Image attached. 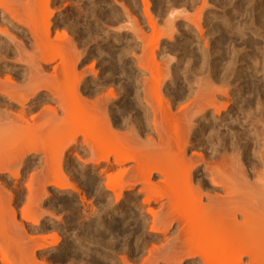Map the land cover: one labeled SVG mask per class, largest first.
I'll list each match as a JSON object with an SVG mask.
<instances>
[{"label": "bare ground", "instance_id": "1", "mask_svg": "<svg viewBox=\"0 0 264 264\" xmlns=\"http://www.w3.org/2000/svg\"><path fill=\"white\" fill-rule=\"evenodd\" d=\"M1 1L0 20L3 24L6 22V26L0 27V35L5 39V47L2 52L0 51L1 59L5 61L7 53H16L20 57L19 61H23L28 69L25 70L27 72L25 78L20 79L21 82L14 81L11 77L3 80L0 78V94L6 98L7 105L13 103L14 107L15 105L19 107L17 112L16 109L14 112L11 111L12 108L9 109L7 105L4 107L9 110L3 106L0 110V175L5 174L11 180H15L0 179V264H48L45 257L42 261H37L36 255L40 256L42 252L50 253L57 249L55 245L57 238L55 237L54 240L52 238L53 241L49 242L44 236L38 239L34 236L30 237V234L26 233L27 225L23 221L35 225L39 221L37 219H41L44 210H41L42 216L38 217L41 213L37 208L41 202L40 197L43 198L49 193L48 188L54 196L66 192H70V195L79 194L78 172L83 174L86 170L95 175L89 179L90 182L88 181L92 191L95 190L97 196L101 198L111 196L107 201L99 203L98 210L117 212L118 215L126 212L124 203L129 202L127 194L134 190L136 194L142 195V199L141 204L137 203L139 201H136V198L131 204L133 196L130 197V194L132 208L134 211L144 210L146 216H149L151 234L157 237L163 236L159 246L158 243L153 242L148 249L152 248L146 249L145 257L142 242L139 244L138 241L133 249L123 246L124 244L115 247L113 243L115 239L117 242V238L111 236L114 239L111 242L110 234L118 231V228H109L102 220H98L93 242L100 250L98 258L107 261V264H264V87L257 84L262 81L264 85V74L260 71L262 75L261 73L259 77L258 74L256 75L261 67L264 70V46H262L264 45V0H229V2L222 0L226 3L223 9L221 3H217L220 1L214 0L216 5L213 6H221L223 11L220 14L218 12V17L204 13L203 22L201 15L205 8L210 6L209 0H181V5L175 1L177 7L172 0L171 4L168 0L162 7H165L166 3L170 5H167L166 9L160 7L162 9L158 11L161 13L165 9L163 15L160 14L165 29L160 30L157 22L154 27L156 20L151 17L153 12L149 13L151 8L148 10L150 7L148 0H140L143 5L142 13L147 19H145L146 26L154 30L157 28L155 32L157 30L161 32L159 37L165 39L159 41L164 42V46L160 44L162 47L158 46L159 48H157L159 42L154 43L159 38H157L159 32L156 34L152 32L153 36L155 35L153 37L151 34L154 41L150 39L149 34H146L149 37L146 41V27H142L141 23L134 24L138 20H134L132 16H130L132 20L129 19L131 13H128L130 10L126 8L127 6L120 7L125 18L121 20L114 18L117 21L116 24L114 22L117 29L111 28L118 32L122 28L128 30L127 19H129L130 35L133 34L132 39L134 41L136 39L137 44L140 43L138 51L142 52L138 57L139 53L135 52V54L131 47H127L129 50L123 49L125 48L123 43V48L117 46L121 48L116 49L119 54L114 50L118 54L117 56L114 54L116 60L113 59L114 57L113 62L107 59L111 62L107 61L108 64H112V69L110 71L107 69L110 72L109 78L116 75L117 81L123 79L116 83L118 85L112 86L118 87L119 83L124 81L123 87H121L122 83L119 86L123 88L121 96L117 92L120 88L116 87L118 89L116 91L109 85L110 87L103 91L104 88L101 86L103 82L96 80L95 84L90 86V82L85 81L86 79L83 78L85 75L91 73L98 78V73L95 68L93 69L94 64L87 69H77L78 65L85 61L84 47L82 46L83 50L78 48L79 44L68 37L63 29L61 31L60 28H63L62 24L66 20L62 24H54L50 21L51 12L48 6L53 0ZM196 2L200 3L197 16L193 14L195 17L192 18V13H187L190 14L187 16V8L192 7ZM31 5L38 11H33ZM181 6H186V10L185 8L180 10ZM29 9L32 10V14ZM39 10L42 12L44 10L45 16ZM221 10L219 8V11ZM233 12L238 15L240 13V16L244 14L247 18L245 23L243 20V22L239 21L242 24L234 23L235 16L231 14ZM36 14H41V18L36 17ZM179 18L185 22L184 32L180 35L176 26ZM125 19L126 26L121 22ZM117 23L120 24V28ZM66 25H64L65 30L68 27ZM55 26H61L60 31L58 30L60 33L57 27L53 29ZM13 31L18 32L25 41H31L29 54L26 53L25 44L14 35ZM52 32H54L53 36ZM148 41H152L150 42L152 47L149 46ZM240 44L242 45V48H239L240 53L244 52L245 47L251 49L249 55L253 62L249 63L254 64L255 67L261 65L260 69H256L258 72H254L255 75L249 74L255 68L252 70L251 65H248L250 68L247 70H252L247 71L250 76L249 83H242L244 79H241L243 75H240L242 72L240 68H235V65L229 67L232 64L237 65L240 61L244 63L238 53ZM220 45L229 47L225 46L226 49H222ZM110 51L112 52V49ZM245 52L243 55L248 59L249 55ZM229 53L233 56V63L231 58V62L227 61L231 65L221 69L217 58L222 54L230 57ZM216 54L220 55L215 56ZM156 58L164 65L163 69L154 68L158 66ZM132 61L136 66L135 69L137 68L136 77L133 76L132 66H128ZM178 62L184 63V70L182 69L181 73L178 68L182 67L177 68ZM198 66L199 68L204 66L202 73L201 70L195 72L199 70ZM205 67H208V70ZM203 70L206 76L203 75ZM198 72L205 79L202 77L196 79L195 75L199 76ZM189 76L195 78L191 77L193 79L191 80ZM231 77L233 78L230 81ZM233 82L234 88L228 90ZM233 89L236 92L230 96ZM221 98L233 100V104L234 101L238 103L237 100L240 99L239 114L235 113L240 115V127L236 126L240 128V133L227 126L228 135L235 136L237 141L240 140V146H237L236 142H230L232 147L229 145L228 149L230 147L233 149L230 150V154L232 155L233 152V155L229 154L226 159L225 154L218 153L220 149L218 151L213 147V150L210 148L220 147L218 145L223 141L212 145L214 143L210 139L216 134L217 140H220L219 137L223 140L219 131L222 130L221 122L228 115L231 116L230 110L234 112V108L229 110L227 101ZM39 99L41 100L38 102ZM4 103L0 102V105ZM41 105L44 106L38 110ZM234 117H230L228 125L230 123L237 125L238 116L237 120ZM212 121H218L220 128L217 127L218 125L214 126L216 124L212 125ZM194 123L197 126L194 127ZM194 131H199L196 138H192L191 135ZM238 136L240 139L236 138ZM229 139H227L228 143ZM45 140L46 142L43 143ZM221 146L225 148V145ZM190 147L199 149L200 152H192L194 150L191 149L189 153ZM4 148L8 151L4 152ZM209 149H211V157L206 154ZM38 151L41 152L38 162L41 170L37 168L38 171L35 169L37 172L33 170L34 175H27L28 180L26 179L25 183L27 198H24L26 203L20 204L23 206L19 208L20 210H16L19 205L15 206L14 195L19 169L27 165L31 152L38 153ZM215 157L219 160L212 161ZM76 177L77 183L70 182V179L73 181ZM20 201L18 200L19 203L22 202ZM65 201L64 204L68 202ZM19 213L21 219L17 220ZM51 215L53 214L50 213L49 217ZM144 223L146 224L145 221ZM143 226L140 221L136 224L139 231ZM123 229L119 232L123 233ZM170 230H172V233H169L172 234L171 236L168 234ZM137 232L136 235L139 233ZM77 234L76 236H80V233ZM166 234L171 238H167ZM138 238H140L138 240L143 239V237ZM144 239L147 240L145 237ZM94 249L91 248L90 251ZM54 253L51 255H55ZM114 253H118V259L115 258ZM137 254L142 255V259L145 258L141 259L140 263H138L139 259H136ZM46 255L49 258V255ZM56 255L54 259L57 258V261L62 258ZM40 258L38 259L41 260ZM62 261L64 260L61 259V263L66 262ZM89 262L94 264L93 260Z\"/></svg>", "mask_w": 264, "mask_h": 264}, {"label": "rangeland", "instance_id": "2", "mask_svg": "<svg viewBox=\"0 0 264 264\" xmlns=\"http://www.w3.org/2000/svg\"><path fill=\"white\" fill-rule=\"evenodd\" d=\"M151 1V2H150ZM174 3H175V1H176V3L179 5V3H180V5L182 4L181 2V0H179L180 2H178L177 0H172ZM198 1V0H197ZM215 1H220V2H217L218 4H220L221 3V6H222V9H223V6L226 4V3H224V2H229V0H227V1H224V2H222V0H215ZM214 0H209V4H210V6H207V9H208V7H209V12H208V10L205 8V10L207 11H203L202 12V19H201V21L203 22V16L205 15L204 13H210L211 15H215V17H218V12H219V14H220V12H222L223 10H221V6H216L215 7V5H216V2H215ZM1 2H9V0H2ZM129 2V3H128ZM165 2H168V0L167 1H165V0H148V3H149V5L148 6H150L149 8H148V10L150 9V14H151V12H153L152 14H151V17H154L153 19L154 20H156V21H154L155 23H154V27H156L155 25H156V22H157V27L159 28V30L160 29H165V26H163L164 24H163V22H161V20L160 19H162L161 17H160V14L161 15H163V12H164V10L166 9V7H167V5H170L172 2H171V0H169V2L168 3H170V4H167L166 3V6L165 7H162V6H164V4H165ZM200 2V1H199ZM214 2V3H213ZM176 3H175V5H176ZM121 6H120V5ZM143 4V3H142ZM153 4V5H152ZM158 4V5H157ZM160 4H162V5H160ZM213 4H215L214 6H213ZM32 5H34L33 3H32ZM31 5V6H32ZM127 6L126 8L127 9H129L130 10V12L128 11V13H131L130 15H129V19H131L132 17L134 18V20H138V22L137 23H134V24H140V25H142V27H146L145 29H146V31H147V33L145 32V35L146 34H149L148 36L150 37V39L152 40V41H154L152 38L155 36H153V33L154 34H156L157 32H159L158 30L155 32V30L157 29H153V28H151L150 27V29H149V27H147L146 25L147 24H145V23H147L146 22V18H144V14L142 13V7H143V5H141V1L140 0H53L50 4H49V6H48V8H49V11L51 12V17H50V21L52 22V23H56V24H62L65 20L67 21H65L64 22V24H62L63 25V28H60V27H57V26H55V28H53V29H56V27H57V31L59 30L60 31V29H61V31H62V29L66 32L65 34L66 35H68V37H70L73 41H75L77 44H79L78 46V48H81L82 49V46L84 47V50H83V53L85 54V55H83V56H85V61L84 62H82V64H79L78 65V67H77V69L79 68V69H87V67L88 66H91V64H94L93 65V69L95 68V71H96V73H98V78H95L94 77V75H92L91 73H89V74H87V75H85V77H83V78H85L86 80L85 81H88V83H89V85L90 86H92L93 84H95L94 83V81H101V82H103L102 83V85L101 86H103L102 88H104L103 89V91L104 90H107V88L108 87H110V86H112V85H118V84H116V83H118L120 80H123V79H121L120 78V80H118L117 81V76L116 75H114V77H112V76H110V78H109V74H110V72H108V70L110 71L111 69H112V64H108V62H110V61H108L107 59H109V60H112L111 62H113L114 60H116L115 59V57L119 54L118 52L119 51H117V50H119V49H121V48H118L119 46L120 47H124L125 46V48H123V49H126L127 47H131V49H134L133 51H134V53L135 52H137V54H138V57H140V55H141V53L142 52H139L138 50H139V48L138 47H140L138 44H140V43H136L137 41H136V39H135V41H134V39H132V38H134V36H133V34L132 35H130L131 34V29L129 30V23H130V21H129V19H125V21L123 20V21H121L122 23L124 22H128V30H127V28H126V30H125V28H122V30L121 31H117V30H115V29H112L111 27H113V28H116L117 29V27H116V25L114 26V22H115V24H116V22L117 21H115L114 20V18H116V19H119L120 18V20L121 19H123V18H125V17H123L124 15H122V10H121V8L120 7H122V6ZM160 5V6H159ZM199 5H200V3L198 4V2H196L192 7H193V9H191L192 7H190V8H187L188 10H186V6H184V7H182L180 10H182V9H184V10H186V11H188V12H186V14L187 13H192L191 15H192V18H193V16L195 17V15L197 16V12H198V9H199ZM35 6V5H34ZM159 6V9L157 8ZM154 7V8H153ZM160 7H162V8H165V9H163L162 11L163 12H158L159 10L161 11V9H160ZM175 7H177V5L175 6ZM179 7V6H178ZM189 7V6H188ZM220 8V10L221 11H219V8ZM157 8V9H156ZM225 8H227V7H225ZM39 9V8H38ZM40 9L42 10V8L40 7ZM110 11H109V10ZM176 9V8H175ZM178 9V8H177ZM32 10L34 11L35 10V12H37L38 10L36 9V7H34L33 8V6H32ZM32 10L30 11V9H29V11L31 12V14H32ZM37 10V11H36ZM179 10V9H178ZM193 10V11H192ZM211 10V11H210ZM40 11V10H39ZM121 11V12H120ZM213 11V12H212ZM35 12H34V14H35ZM40 12H42V11H40ZM43 12H44V10H43ZM42 12V13H43ZM104 12V13H103ZM156 13V14H155ZM213 13V14H212ZM33 14V15H34ZM44 14V13H43ZM120 16H119V15ZM154 14H155V16H154ZM190 14H187V16H189ZM193 14H195V15H193ZM233 16H235L234 17V23H240V24H242V22L243 23H245V21L247 20V18H246V16L244 15V14H242L241 16H240V13H239V15L237 14V13H231ZM118 15V16H117ZM157 15V16H156ZM159 15V16H158ZM211 15H209V16H211ZM244 15V16H243ZM41 14H36V17H39V18H41ZM43 16H45V14L43 15ZM130 16H132L131 18H130ZM67 17V18H66ZM76 17V18H75ZM118 17V18H117ZM157 17V18H156ZM211 17H214V16H211ZM214 17V18H215ZM0 19H1V17H0ZM43 19H44V17H43ZM146 19V20H145ZM158 19H159V21H158ZM63 20V21H62ZM132 20V19H131ZM133 20V21H134ZM242 21V22H239V21ZM132 21V22H133ZM163 21V20H162ZM112 22V23H111ZM118 22L120 23V21L118 20ZM131 22V23H132ZM136 22V21H135ZM159 22V23H158ZM161 22V23H160ZM6 22H4V24L3 23H1V20H0V27H4V26H6V24H5ZM70 23V24H69ZM119 23H117V26H118V24ZM122 23H120V24H122ZM208 23H209V21H208ZM2 24V25H1ZM65 24H67L68 25V27H66L67 29L65 30ZM110 24V25H109ZM120 24H119V27L118 28H120ZM126 24L127 23H125L124 24V26H126ZM133 24V23H132ZM132 24H130V26L132 25ZM133 24V25H134ZM185 24V22L181 19L180 20V18L179 19H177V29H178V35H180L181 33H183L184 32V28H183V25ZM66 25V26H67ZM103 25V26H102ZM133 25L131 26V27H133ZM136 26V25H135ZM160 26H163L162 28L160 27ZM185 26V25H184ZM60 28V29H59ZM149 29V30H148ZM151 29H153V30H151ZM110 30V31H109ZM113 30V31H112ZM120 30V29H119ZM58 31V32H59ZM64 31L62 32V33H64ZM117 31V32H116ZM127 31V32H126ZM161 31H164V30H161ZM14 32V31H13ZM69 32V33H68ZM153 32V33H152ZM60 33V32H59ZM108 33V34H107ZM160 33L161 32H159V33H157L158 34V36H157V38L159 37V35H160ZM151 34H152V36H151ZM14 35H16V37L17 38H19L22 42H23V44H25L24 46H26V47H24V48H27V51H26V49H25V51H26V53H30L31 51H30V46H31V41L30 40H26L25 41V38L24 37H21V35L18 33V32H14ZM54 35V32H52V36ZM113 35V36H112ZM1 36V35H0ZM147 35H146V41H147V37H148ZM148 37V38H149ZM152 37V38H151ZM161 37H159L158 38V40H156V41H154V43L155 42H162V41H165V39H160ZM0 51L2 52L3 51V49H4V47H5V44H4V42H5V39L4 38H2V36L0 37ZM154 39H156V38H154ZM160 39V40H159ZM24 40V41H23ZM162 40V41H161ZM28 41V42H27ZM126 41H129L128 43H125ZM152 41H150V42H152ZM149 41H148V43H150ZM159 42V45H157V48H159V47H162V46H164V42L163 43H160ZM123 43H124V46H123ZM138 45L137 47H136V44ZM262 43V42H261ZM260 43V44H261ZM81 44V45H80ZM113 44V45H112ZM119 44H121V45H119ZM162 46H161V45ZM263 44V43H262ZM127 45V46H126ZM128 45H130V46H128ZM135 45V46H134ZM152 44L150 43V45L149 46H151ZM118 46V47H117ZM137 49H135L134 47ZM153 46V45H152ZM151 46V47H152ZM159 46V47H158ZM225 46L226 45H224V47H223V45H220V48H225ZM228 46V45H227ZM226 46V47H227ZM242 45L240 44L239 45V47H238V53H239V55H240V60H243V62L244 63H241V61L239 62L241 65H239V63L236 65V64H232V66H229V67H233V65H235L234 67L235 68H240L241 69V73H240V75L242 76L243 75V77H241V79H244L243 81L241 80V79H239V80H241L242 81V83H245V82H247V83H249L250 82V80L248 79L250 76H249V74L251 75H255V73L256 72H258V73H256V75L259 77V74L262 72L263 74H264V70H263V68L261 67V65L258 67L257 65V67H255V66H253L254 64H250L249 62L251 61V62H253L252 61V59H251V56L249 55V54H251V49L250 48H248V47H245L244 45H243V47H245V50H244V52L245 53H248V57L251 59H247V56L245 57L244 55H243V51H242V53H240V49L239 48H242L241 47ZM262 46H264V45H262ZM30 47V48H29ZM116 47V48H115ZM133 47V48H132ZM229 47V46H228ZM150 48V47H149ZM80 49V50H81ZM112 49V52L110 51L109 52V50H111ZM117 49V50H116ZM128 49V48H127ZM226 49V48H225ZM87 50V51H86ZM117 51V53L115 52V51ZM129 50V49H128ZM136 50V51H135ZM28 51H30V52H28ZM132 51V50H131ZM141 51V50H140ZM222 51V50H221ZM220 51V52H221ZM109 52V53H108ZM115 52V53H114ZM8 55L6 56V58H4L5 59V61H3L2 59H1V54H0V78L3 80V79H6V77H11L12 78V80L14 79V81H19V82H21L20 81V79L21 78H25L24 77V75H25V73H27L26 71H27V67H26V65H25V63L22 61V62H20L19 61V59H20V57H18L17 55H16V53H7ZM87 54V55H86ZM109 56H108V55ZM114 54H116V56L114 55ZM136 54V53H135ZM224 54H226L225 52H224ZM224 54H222L221 56H219L220 54H216L215 56H219L218 58H217V61H219L218 63H219V67L221 68H223V67H226L227 65H229L230 63H228V62H231V63H233V56L231 57L230 56V54L231 53H229V55L228 56H230V57H227V55H224ZM114 55V56H113ZM87 57V58H86ZM107 57H109V58H107ZM114 57V58H113ZM19 58V59H18ZM114 60H113V59ZM230 58V59H229ZM231 58H232V60H231ZM245 58V59H244ZM17 59H18V61H17ZM146 59V58H145ZM155 60H158V61H156L157 62V64H158V66L157 67H154V68H160V69H163V64L161 63V61L158 59V58H156ZM231 60V61H230ZM108 61V62H107ZM228 61V62H227ZM4 62H5V64H4ZM110 62V63H111ZM132 64L131 65H128L129 67H131L132 66V68H131V70H132V73H133V76L136 74L137 75V72H136V69H135V64H133V61L131 62ZM135 63V62H134ZM181 63V64H180ZM178 62L177 63V68L178 67H182V68H178V70H179V73H181L182 72V69L184 70V66H183V64L184 63H182V62ZM247 63V64H246ZM249 63V64H248ZM128 64H130L129 62H128ZM134 65V66H133ZM231 65V64H230ZM252 68V70H253V72L252 73H249V72H247V71H252L251 69L250 70H247V69H249L250 67ZM109 66V67H108ZM190 66V65H189ZM253 66V67H252ZM52 67V66H51ZM108 67V68H107ZM111 67V68H110ZM134 67V68H133ZM260 67H261V70H258V69H260ZM27 68V69H26ZM49 68V69H48ZM48 68H46V69H48L49 71H50V66H48ZM89 68V67H88ZM203 68H204V66H203ZM203 68H199V66H198V69L199 70H196L195 72L197 73V71H200L201 73H202V69ZM221 68V69H222ZM244 68V69H243ZM78 69V70H79ZM108 69V70H107ZM196 69V68H195ZM205 69L206 70H208V67H205ZM219 69V68H218ZM243 69V70H242ZM258 71H257V70ZM26 70V71H25ZM105 71V72H104ZM219 71V70H218ZM261 71V72H260ZM108 72V73H107ZM207 73H208V71H206ZM205 72V73H206ZM243 72H245V73H243ZM255 72V73H254ZM243 73V74H242ZM247 73V74H246ZM249 73V74H248ZM254 73V74H253ZM262 73L260 74V75H262ZM198 74H199V76L196 74L195 76H196V79L197 78H203V79H205V77L203 76V75H207V74H204V70H203V75L201 74L200 75V73L198 72ZM21 75V76H20ZM112 75V74H111ZM136 75L134 76V77H136ZM245 75V76H244ZM93 76V77H92ZM198 76V77H197ZM246 76H248L247 77V79H245V77ZM191 77H193V78H195L194 76H189V78L191 79ZM95 78V79H94ZM189 78H187V79H189ZM232 78L233 77H231L230 78V81L232 80ZM16 79V80H15ZM111 79V80H110ZM116 80V82H115V80ZM119 79V78H118ZM255 79V78H254ZM21 80H23V79H21ZM113 80V81H112ZM191 80H193V79H191ZM247 80H249V81H247ZM257 80V79H256ZM63 81V80H62ZM179 81H181V80H179ZM240 81V82H241ZM18 82V83H19ZM111 82V83H110ZM114 82H115V84H114ZM124 82V81H123ZM123 82H120V83H122V86H121V84L119 83V86H121V87H123ZM258 82V81H257ZM256 82V83H257ZM262 82V81H261ZM260 82V83H261ZM257 83V84H259L260 85V87H264V85H263V83ZM179 84H180V82H179ZM233 84H235L234 82L231 84V86L229 87L230 89H228V90H231V87H232V85ZM110 85V86H109ZM178 85V84H177ZM262 85V86H261ZM117 87V86H112V87H114L115 88V90L117 91L118 89L117 88H120L117 92L119 93V96H121V94H122V91H123V88L121 89V87ZM179 86V85H178ZM117 87V88H116ZM106 88V89H105ZM232 88H234V87H232ZM260 90H261V88H260ZM120 91V92H119ZM236 92V91H235ZM234 92V89H233V91H232V93H231V95L230 96H232V94L233 93H235ZM1 93V92H0ZM2 97V98H1ZM6 98L4 97V96H2V94H0V102H5L4 103V105H0V110H2V108L4 107V106H6L8 103L6 102L7 100H5ZM223 101H227V103L226 102H223V103H226L227 105H228V108H229V110L230 109H233L234 110V112H232L231 110H230V115L231 116H227V117H225V119L221 122V125H220V127H222V128H220L219 127V125L217 124L218 123V121L215 123L214 121H212L211 122V124L212 125H214V124H216V125H214V126H217L218 128H220V129H222V130H219L222 134H221V136H223V140L219 137L218 139H220V140H217L216 138L217 137H215V135L213 136V135H211V136H213V137H211L212 139H210L211 141H212V143H214V144H212V145H215V143H216V145L217 144H220L221 142L220 141H223L220 145H218V146H220V147H217V146H211L210 144V148L212 149V147H213V149H217L218 151H219V149H220V151L218 152V153H220V154H225V159H226V156H228L231 152H230V150L231 151H233V149L231 148L232 146L230 145L231 143L230 142H236V145L237 146H240V140H235V136H233V135H228L229 133H228V130H227V126H228V128L229 129H232V130H238L237 132H239L240 131V128H236V126H239L240 127V121H239V116L240 115H235V113L237 112H239L240 111V103H239V101H240V99L239 100H237V102L239 103V105H237L238 103H236L235 101H234V104H233V100H225V98H221ZM41 99H39L38 100V102L40 101ZM231 101V102H230ZM235 103H236V105L237 106H239V108L235 105ZM1 104H3V103H1ZM44 105H45V103H43ZM9 105H11V106H13V107H10ZM9 105H7V107L10 109V108H12L11 109V111H15L14 109H16V111L15 112H17L18 110V108H17V106L15 105V107H14V104L13 103H11V104H9ZM44 105H41L39 108H38V110L40 109V108H42V106H44ZM46 105H47V103H46ZM232 105V106H231ZM3 106V107H2ZM7 107H4L6 110L8 109ZM238 108V111H237V108ZM8 109V110H9ZM4 110V109H3ZM236 110V111H235ZM234 113V114H233ZM236 113V114H237ZM35 114V113H34ZM33 114V115H34ZM239 114V113H238ZM234 116H238L237 118H238V121L239 122H237V125L236 124H234V125H232L231 123L228 125V123L230 122L229 120H230V117H234ZM236 117H234L235 119H236ZM237 120V119H236ZM225 121H227V122H225ZM214 122V123H213ZM196 124H199V122H195ZM195 123H194V127L195 126H197V125H195ZM238 123H239V125H238ZM210 124V125H211ZM230 125H231V127H230ZM194 127H193V129H194ZM216 127V128H217ZM233 127H235L234 129H233ZM225 128V129H224ZM246 129H247V126H246ZM197 130H199V129H197ZM225 130H227V131H225ZM247 130H245V132H246ZM26 132H29V131H26ZM227 132V134H225V133ZM196 133V134H195ZM197 133H199V131H194V132H192L191 133V135H192V138H196V136L198 135ZM223 133H224V135H225V137H224V135H223ZM240 133V132H239ZM26 134V133H25ZM218 134H219V132H218ZM239 136H240V134H238ZM195 136V137H194ZM227 136V137H226ZM230 136V137H229ZM239 136L238 137H236V138H238V139H240L239 138ZM190 138H191V136H190ZM191 138V140L192 141H194V139H192ZM226 138V139H225ZM230 138V139H229ZM232 138V139H231ZM214 139H216V140H214ZM227 139H229L230 141H229V143H228V140ZM214 141H216V142H214ZM219 141V142H218ZM227 141V142H226ZM44 142H46V140L45 141H43V143ZM218 142V143H217ZM40 145V144H39ZM221 145H225V148L223 147L222 148V146ZM231 146L229 149H228V146ZM194 148H196V147H194ZM221 148H222V150H221ZM5 150H3L4 152H6V151H8L6 148H4ZM194 150V151H192V150ZM211 149H209L208 151H207V153L206 154H208V157H211ZM212 149V150H213ZM223 149H224V151H223ZM226 149H228L227 151H226ZM196 149H193V147H190L189 149H188V151H189V153H191L190 151H192V152H200V150L198 149V150H196ZM210 151V152H209ZM214 152V151H213ZM229 152V153H228ZM232 155H233V152H232ZM231 154H230V156H232ZM213 156H214V154H213ZM212 156V157H213ZM41 157V152H39L38 151V153H33V152H31L30 153V159H29V163L27 162V165L25 164L22 168H20L19 170V178H17V180H16V185L19 187H17L16 186V192H18V193H16L15 192V197H14V199H15V203H16V205H15V203H14V205L15 206H17V204L19 205L18 206V208L16 207V210H20L19 208L21 207V206H23V205H20V204H24V202L26 203V201H25V199L27 198V189H26V187H25V183H26V179L28 180V176L27 175H34V171H38V169H39V171L41 170V168L38 166V162H39V158ZM228 158V157H227ZM38 159V160H37ZM30 160H32V161H30ZM218 161L219 159H217L216 157L214 158V159H212V161ZM227 160H229V159H227ZM25 167V168H24ZM38 168V169H37ZM36 169V170H35ZM117 169V168H116ZM34 170V171H33ZM201 170V169H200ZM199 170V171H200ZM32 171V172H31ZM36 171V172H37ZM88 170H86V172L85 173H83V174H81L80 172H78V183L80 184H78L77 183V177H76V179L74 180L73 179V181H72V179H70L71 181L70 182H72V183H74L75 184V182L77 183V186H79L78 187V189L80 190L79 191V194L78 193H75L74 195L72 194V195H70V192H66V193H64V194H61V195H53V193H52V191H51V189L50 188H48V186L47 185H45L46 186V188H48V194L46 195V196H42L43 198H41L40 197V201L41 202H39V206H38V208H37V210L38 211H40V213H41V210H44V211H42V213L44 212V215L43 216H45V217H43L42 216V213H41V215L40 216H38V217H43L44 218V220H43V218L41 217V219L40 218H38L37 220H39V221H37V223H40V225L39 224H35V225H33L32 224V222H29V221H23V223L25 224V225H27V227L25 228L26 229V233L28 232L30 235V237H32V236H34V237H36V239H38V238H41L42 236H44V237H46V238H48V241L49 242H52L54 239H56L57 238V240H55V245L57 246V249H55L54 251H52V252H50V253H44V252H42L44 255H46V254H48L49 255V258H47L48 256L46 255V256H44L43 254L42 255H40L39 256V254H37L36 256L38 257V258H40L41 256H43V257H41L40 259L41 260H39L37 257H36V259H37V261H42L43 259H44V257H45V259H46V261L48 262V264H78V262H81V263H79V264H92V262H89V261H91V260H93V263L94 264H102V263H104V264H107V261H105V260H100L99 258H98V254H99V252H100V250H98L97 248H96V244H95V242H93L94 240H95V229H96V223H97V221L98 220H102L103 221V223L107 226V227H109V228H112V227H116V229L118 228V231H113L111 234H110V239H111V242H113L114 241V239H112L113 237L114 238H117V242H116V239H115V241H114V245H115V247L118 245V247H120L122 244H124L123 246H128V247H130L131 249H133V247H135V245H137L138 244V241H139V244L142 242L143 243V247H142V249H143V252H144V250H145V252H144V256L145 255H147V250L146 249H148L150 246H151V244H153V242H154V244H157L158 246H159V244L161 243V241H162V237L160 236H154L153 234H151V232L149 231V222H148V220H149V216L147 217L146 216V214L147 213H145V211L144 210H137V209H135V211H134V209L132 208V205L131 204H133V201H134V199L136 200V201H139V202H137L138 204H141V199H142V195H140V194H136L137 192L136 191H134V190H132V192L134 193V195H133V193L132 192H129L127 195H128V200L127 201H129V202H126V203H124V210H126V212H122V214H117V212H112V211H109V210H105V211H102V210H98V208H99V203L100 202H105V201H107V199L108 198H110L111 196H104V197H99V196H97V194H96V191L95 190H93L92 191V189L90 188V185H89V183H88V181L90 182V178H92V175H93V177L95 176L94 175V173H92V172H90V171H88ZM33 173V174H32ZM199 173V172H198ZM37 175V174H36ZM41 175H43V174H41ZM40 175V176H41ZM83 175V176H82ZM1 177H0V179H3V180H5V179H7L6 181H8V180H10V181H15V180H11V178H9V176H7V175H0ZM39 176V177H40ZM82 177V178H81ZM92 180V179H91ZM43 181V180H42ZM87 183L86 185H85V182ZM88 185V186H87ZM19 190H18V189ZM88 189H90V190H88ZM102 189H103V186H102ZM135 190H137V188L135 189ZM83 191V192H82ZM94 191H95V193H94ZM21 193V194H20ZM125 193H127V192H125ZM69 194V195H68ZM78 194V195H77ZM130 194H131V196H130ZM17 195V196H16ZM20 195V197H18ZM84 195H85V197H84ZM136 195V196H135ZM139 195V197L137 198V196ZM48 196V197H47ZM59 196V197H58ZM70 196V197H69ZM129 196L130 197H132L133 196V199H131V198H129ZM18 197V198H17ZM47 197V198H46ZM76 197V198H75ZM82 197H84V201H82ZM20 198V199H19ZM25 198V199H24ZM35 198V197H34ZM37 198V197H36ZM35 198V199H36ZM68 198H70L69 200H68ZM38 199H39V196H38ZM37 199V200H38ZM87 201H86V200ZM102 199V200H101ZM130 199H131V201H132V203L130 204ZM18 200L21 202V203H19L18 202ZM65 200H67L68 202L67 203H65L64 204V202H66ZM69 201H71V202H69ZM73 201V202H72ZM111 201H113V199L111 200ZM35 202V201H34ZM63 203V205H64V207H63V205H62V203ZM135 202V201H134ZM36 203H37V201H36ZM50 203V204H49ZM128 203V204H127ZM38 204V203H37ZM37 204H36V207H37ZM69 204H71V205H69ZM127 206H126V205ZM50 205V206H49ZM93 207L92 208V210H91V207ZM130 206V207H129ZM34 207H35V205H34ZM53 207V208H52ZM89 207H90V210H89ZM24 208V207H23ZM40 208V209H39ZM42 208V209H41ZM69 208V209H68ZM128 208V209H127ZM130 208H131V210H130ZM53 209V210H52ZM48 210V211H47ZM51 210V211H50ZM98 210V211H97ZM22 211V210H21ZM53 211V212H52ZM91 211V212H90ZM108 213H107V212ZM130 211V212H129ZM138 211H140V212H138ZM18 212V211H17ZM20 212V211H19ZM49 212V213H48ZM127 212H129V213H131L130 215H129V213L127 214ZM134 212V213H133ZM141 212L143 213V214H141ZM50 213H52L53 215H51L50 217H49V214ZM55 213V214H54ZM112 213V214H111ZM114 213V214H113ZM116 213V214H115ZM20 213L19 214H17V220H20L21 218H20ZM125 215V216H124ZM129 217H128V216ZM139 215V216H138ZM122 216V217H121ZM124 216V217H123ZM144 216V217H143ZM59 217H60V219H59ZM122 219H121V218ZM128 217V218H127ZM137 217V218H136ZM143 217V218H142ZM147 217V218H146ZM54 218V219H53ZM136 218V219H135ZM141 218V220H138V219H140ZM146 220H145V219ZM52 219V220H51ZM130 219V220H129ZM142 219H144V221L146 222V224L144 223V221L142 220ZM42 220V221H41ZM54 220V221H53ZM57 220V221H56ZM88 220V221H87ZM117 220V221H116ZM119 220V221H118ZM136 220H138V222L136 221ZM139 221H140V223L142 224V225H144L143 226V228H142V230H137V227H136V224L138 223L139 224ZM142 221H143V223H142ZM135 222H136V224H135ZM119 223V224H118ZM117 224V225H116ZM37 225V226H36ZM115 225V226H114ZM120 225V226H119ZM39 226V227H38ZM261 226V225H260ZM264 226V225H263ZM262 226V227H263ZM37 227V228H36ZM41 227V228H40ZM36 228V229H35ZM38 228H39V231H38ZM124 228V229H123ZM135 228H136V230H135ZM260 228V227H259ZM34 229V230H33ZM43 229V230H42ZM121 229H123V233H120L122 230ZM258 229V228H257ZM262 229V228H261ZM119 230H120V232H119ZM173 230V232H174V229H172ZM172 230H170L169 232H168V234L169 233H172L171 231ZM263 230H264V227H263ZM75 231V232H74ZM88 231V232H87ZM139 233H138V232ZM141 231H143L142 233H141ZM119 232V233H118ZM136 232L140 235H136ZM27 233V234H28ZM40 233H42L41 235H40ZM78 233V234H77ZM79 233H80V236H76V234L77 235H79ZM144 233V234H143ZM34 234H36V235H34ZM45 234V235H44ZM83 234L86 236H83ZM90 234V235H89ZM94 234V235H93ZM142 234V235H141ZM168 234H166V237L168 238H171L170 236L172 235V234H169L170 236H167ZM52 235H54V236H52ZM81 235H82V237H81ZM135 235H136V237H135ZM145 235V236H144ZM152 235V236H151ZM52 236V237H51ZM88 236V237H87ZM90 236H91V238H90ZM111 236H112V238H111ZM56 237V238H55ZM77 237V238H76ZM94 237V238H93ZM138 237H143V239H141V240H138V239H140V238H138ZM144 237L147 239L146 241H145V239H144ZM16 238H17V236H16ZM52 238H53V240H52ZM89 238V239H88ZM159 240H158V239ZM86 239V240H85ZM93 239V240H92ZM154 239V240H153ZM35 240V239H34ZM73 240V241H72ZM80 240H82V241H80ZM88 240H91V241H88ZM113 240V241H112ZM124 240V241H123ZM126 240V241H125ZM142 240H144V241H142ZM158 240V241H157ZM161 240V241H160ZM86 241H88V242H90V243H86ZM121 241V242H120ZM152 241V242H151ZM60 242V243H59ZM106 242V241H105ZM104 242V243H105ZM137 242V243H136ZM146 242H147V244H146ZM37 243V242H36ZM81 243V244H80ZM84 243V244H83ZM92 243H94V244H92ZM117 243H119V244H117ZM125 243L127 244V245H125ZM141 243V244H142ZM106 244V243H105ZM145 244V245H144ZM157 245H155V246H157ZM61 246H62V249H61ZM67 246V247H66ZM72 246V247H71ZM90 247V248H89ZM114 247V246H113ZM114 247V248H115ZM117 247V248H118ZM63 252V254H62V252L61 251H59V249ZM91 248H95L94 250H91L90 251V249ZM152 248V247H151ZM150 248V249H151ZM66 249V250H65ZM68 249V250H67ZM150 249H148V250H150ZM65 250V251H64ZM68 251V252H67ZM55 252V253H54ZM52 253H54L55 255H56V257L59 255V258H61V259H63L64 261H66L67 259V261L66 262H64V261H62V262H64V263H61L60 262V260L58 259V261H57V258L56 259H54L55 258V255H51ZM59 253V254H58ZM68 253V254H67ZM72 253V254H71ZM146 253V254H145ZM70 255V256H67V255ZM115 254V253H114ZM61 255V256H60ZM65 255V256H64ZM74 255V256H73ZM84 255H86L85 257H84ZM87 255H89V257L87 256ZM116 256H115V258H119V257H117L118 256V253H116L115 254ZM139 254H137L136 255V259L139 261H137L138 263H140V261H141V259H142V255H143V253H142V255L141 256H138ZM50 256H51V258H50ZM67 256V257H66ZM73 256V257H72ZM119 256H120V254H119ZM143 256V257H144ZM64 257V258H63ZM82 257H84V258H82ZM146 257V256H145ZM86 258V259H85ZM90 260H89V259ZM92 258V259H91ZM97 258V259H96ZM143 259H145V258H143ZM142 259V260H143ZM86 261V262H85ZM70 262V263H69ZM186 264H189V263H186ZM190 264H195V263H190Z\"/></svg>", "mask_w": 264, "mask_h": 264}]
</instances>
